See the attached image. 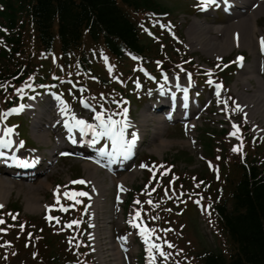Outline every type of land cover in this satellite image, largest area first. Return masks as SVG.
<instances>
[{
    "label": "rangeland",
    "instance_id": "374dc122",
    "mask_svg": "<svg viewBox=\"0 0 264 264\" xmlns=\"http://www.w3.org/2000/svg\"><path fill=\"white\" fill-rule=\"evenodd\" d=\"M161 2H166V6L171 8L173 4H176V8L173 10L172 8L169 11V14L166 15H160L161 18H158V21L156 20V16H148L146 20L147 28L144 27L143 30V41H153L155 44L154 51L155 53L149 54L146 57H142V60L144 61V64L153 70L156 75L158 73V70L156 69L157 66V60L155 59L154 54L158 55L160 53L163 54L162 50L166 51L169 55L173 56L172 59L175 63L178 64V66L175 68L176 72H171L170 74H176L178 78H181L185 80V78L188 75H202L203 73H206L210 70L209 64L217 63L219 58H223L221 62H226L229 64V68H227L225 71H221L222 78L226 79V85L224 86L223 91H221V94L219 97H216L212 95V89L213 85L212 83L215 82V80H221L219 77L218 79H212L211 84L206 83H199L198 89H203V97L202 100V106L201 110H199L196 115L192 118V121L194 122V125L187 130L185 126V122L183 124H166L160 123V126L162 125L163 132L160 134L159 138L156 140L152 139V130H153V124L149 122L145 128L142 130V141L140 144L141 153L139 154L138 158L136 159V162L131 163V168H136L135 178L132 180V182L128 181L125 186V194H124V203H116L114 202V199H117L116 196H118L119 192H117V186L111 183V176L109 173L106 174V171H104L101 168H98L97 174L100 177L101 180H104V184L107 187V191L105 194L99 198V204H101L103 207L102 209L99 208L100 214L102 212L105 217L108 219H111V223L107 224L108 231L110 230V233H113L114 236L112 238L113 242H118L119 240H123L124 238L130 239L133 247V253L131 254H123V256L120 254V261L121 264H143V260L145 261V264H149V255L147 251V245L139 238L137 235V231L134 230V232H131L130 226H128V221L136 211L140 207L143 208L145 204V199L142 197H145L146 199L150 198V192L142 190V182L145 179L144 171L141 165H145L147 163H150V161L154 162H165V161H171L174 163L173 167L174 170L178 171H195L204 169L205 166V156L206 149L203 144V141L201 139V134L204 133L206 130L213 131L216 135V132L222 128L227 127L231 128L230 122H237V120H246L249 125L253 126V132L258 134L257 144L260 143V139H263L262 142H264V116L260 114V111L257 110L255 114L251 117L249 115L245 114V108L241 107L239 104V94L237 91L243 90V95L249 94L250 89L253 88L258 83H264V55L259 56L257 60H254L252 55L248 53L247 49H237L234 48L230 52H226L225 54L216 55L214 53H211L207 50H203L198 48V46H192L188 44V32L189 28L192 25V22L197 19L206 22L208 26L211 27H217V26H224L227 23L221 22L220 19L223 17H217L215 15L214 8H211L209 11V16H205L204 13H201L204 8L200 7L201 9H198V6L195 5V3L191 1L186 0H160ZM204 12V11H203ZM257 26L254 24L253 20L251 21L252 29L255 28H261V31H264V14L259 15ZM207 17V20L205 19ZM164 18V19H163ZM163 24V26H162ZM161 25V26H160ZM257 34H260L259 31H257ZM55 41H58L57 35H55ZM28 43L31 45L32 42L28 41ZM28 46V45H27ZM28 49L30 47L28 46ZM36 53H42L44 52L41 48L35 49ZM102 51L98 48H92L90 51L87 52L86 55V66L89 67L92 71V75L89 77L87 76L86 80L83 81L89 87H92L95 89V91L98 92V94L101 93L100 98H105L106 102H109L112 107L121 106L119 103V100L121 97H126L128 93L132 91L131 95L128 97V107L126 109V112H124L119 117L114 115L112 118L115 120H125L127 119L129 121V116H132L135 121L137 118H140L142 113H145V108L149 106L151 96V91H148V88L157 86L156 81L161 82L160 77H156L155 82H143V78L139 72L133 67L137 68L138 65V58H132V57H125L122 64L126 67H132L135 71L133 72H124L123 75L120 74V70L123 65L117 64L116 60L113 59L111 56L107 57L105 61H103V54ZM236 52H242L246 55V63L243 67L244 68H250V67H256V72H254L250 84L246 85H238L235 86L236 83H238L240 79V72L242 69H236V63H235V55ZM187 58H192L197 64L198 68H193L191 66L190 69L187 67V65H184L182 62ZM22 60V57H17L15 61V66L20 64ZM34 62L36 64H43V68L41 71L43 73L52 74V73H58L60 72L58 62L56 65H54L53 60L49 59L47 61H43V59H37L35 58ZM108 63V66H107ZM256 63V65H255ZM63 65V64H62ZM61 68V66H60ZM62 69V68H61ZM218 67L214 68V71H217ZM113 75L111 74V72ZM160 72V71H159ZM138 74L137 78L135 79V82L137 81V84L134 83L132 79H134V76ZM174 75H172L173 77ZM242 76V75H241ZM122 78V84H120ZM213 77V76H212ZM202 81L208 80V78L204 77L201 78ZM142 82V83H140ZM120 84V85H119ZM36 87V85H33ZM59 86V84H57ZM244 87L247 89L244 91ZM63 88L65 89V93L71 94L75 97L76 102L73 106V108H70L74 114L86 117L87 114H89V119H93L96 115L94 112V109L91 107H87L85 104V97L83 96V93H80L79 91H68L69 87L67 85H63ZM34 89V88H33ZM118 89V91H117ZM156 91V88H155ZM199 91V90H198ZM39 93V94H38ZM263 93V92H261ZM51 93L49 90L42 92V90L32 93L24 103L25 106H28L29 102L35 100L39 101L41 106L48 105V101L46 98L49 97L50 100ZM47 96V97H45ZM59 97V96H58ZM60 98V97H59ZM42 99V101H40ZM61 99V98H60ZM227 99V100H226ZM28 100V101H27ZM225 101L227 103H225ZM63 102V101H62ZM50 104V103H49ZM237 105H239V109H237ZM41 107V108H42ZM42 110V109H41ZM152 116H163L162 113H154L151 114ZM43 118H41V122L45 123L46 119L48 118V115L46 113H42L41 115ZM12 122H18L19 128L21 129V132L23 133V138L28 141L29 148H27V151L34 150L35 147H39V152L45 154L47 159L54 158L55 161L52 163V167H50V171L52 172L56 170L53 174H50L48 177V182L50 183L49 189H45V191L41 192L42 199H41V206L43 207L42 210H39V212L33 213V212H27L25 210V202L22 195H18L16 191H13L8 198H6L5 202L1 203L3 207L7 204L8 206L13 204L14 207L17 205L20 206L22 209V216L25 218H29L31 222L36 223L38 219L39 224H44V231L46 235L54 234L58 229H66V221H69L72 219V221H79L78 224H74L75 228L70 229V233H74V230L79 228L81 226L82 220L80 217V214L78 212V206L77 211L73 212V210H62L64 206L68 203H72L74 201L75 206L80 202L77 198L73 199L70 197V191H67L66 189L73 188L72 187V181L76 178H81L84 180L85 178V172L82 168V164L86 162L81 159L77 158H63L59 157V154L51 157L48 151L49 147H52L53 144H55V141L58 139L57 133L58 130L56 129L54 132H48V134H52L51 138L48 136V147L42 146L41 144L36 141V133L32 131V121L33 117L30 113H25L20 115L17 118H12ZM131 122V121H129ZM190 123V122H189ZM40 134H45L44 131L39 130ZM228 136H226V140L228 143H223V145L219 142L220 140L217 139L216 141L218 144L217 152L220 153V150L224 147V150L229 147L228 152L233 151L232 149L236 146L237 142L239 140L236 138L235 135H231L230 130L227 133ZM242 136V135H240ZM98 138V137H97ZM52 139V140H51ZM99 140V138H98ZM105 139L103 138L102 141ZM168 143L169 146L162 150V151H156V145H159L161 143ZM39 145V146H38ZM62 146L58 149V153H61ZM25 151V149H24ZM208 159V158H207ZM52 160V159H51ZM50 160V161H51ZM46 165V162H44ZM134 166V167H133ZM126 169V168H125ZM206 170V169H205ZM127 171V170H126ZM49 174V173H47ZM102 174H104L105 178L102 179ZM46 174H41L38 176L34 181L32 182L33 185L37 184L39 181H42L45 179ZM40 177V178H39ZM146 178H148V173L146 175ZM174 179V178H173ZM172 180V174L170 172H166L162 175V181L165 183H168ZM84 189L90 194L92 193V185H87V182L84 183ZM151 186V185H150ZM57 189L59 191H57ZM150 190V187H149ZM57 195H59V203H57ZM131 201L132 205L130 204V207L125 211L124 206L125 203ZM139 201V203H137ZM8 202V203H7ZM129 204V202H128ZM127 204V205H128ZM55 205L54 207H49ZM61 205H63V208L61 209ZM3 207H0L2 209ZM65 209V208H64ZM64 213H60L59 211ZM174 213L177 215L175 210H173ZM170 210H162L158 212L157 215L154 217V223L158 224L161 222V214L165 212H173ZM76 214V217L74 215ZM90 213L91 208L89 207V210L84 213L82 216V219L84 218V225L86 227V233L84 235L85 241L88 243L89 252L93 258L94 264H111L112 263V255L110 254L108 245L104 246V251H97L94 250L92 247L91 240V223H90ZM179 213V211H178ZM59 216V219L57 217ZM175 215L174 219H166L161 227H157V230L155 231V235L153 238H157L158 240L155 242L157 244L161 245V249L164 250V245L171 246L169 247L168 251H173L175 249H179L178 252H187V251H193L198 252L200 249H210V248H222L225 249V241L223 237L218 233L216 235L215 232H208L206 228H204V215L202 211L198 208H194L191 206L185 207L184 212L181 213L179 216V220L177 219V216ZM122 216V217H121ZM47 217H53V219ZM36 218V219H35ZM47 221H50L52 223H57L58 227H49L46 224ZM145 221V220H144ZM153 222L145 223V225L151 226L154 224ZM209 227V226H208ZM210 228V227H209ZM21 230H15L14 232H10L9 234L5 235L4 233H0V243H2L6 238L15 237L16 233ZM104 230L100 228L99 230V240L101 239L103 242L108 241V239H104L103 236ZM131 232V233H130ZM18 238H23L24 235H26V232H22ZM187 235V236H186ZM73 236V234H71ZM28 236H25V238ZM34 237V236H33ZM152 239V237H151ZM24 240H22L21 243H23ZM165 241L167 243H165ZM32 242V240H31ZM28 242H24V244H27ZM61 243V242H60ZM64 245H72L74 246V249L69 248V254L74 255L72 257L74 260L79 259V254L77 250L75 249V246L77 245L74 239H64L63 240ZM3 244H0V256L3 252L6 253L5 256H3V260L7 264H19L20 262V256L26 257L27 254H30L31 244L25 245L28 250L24 249L19 254L20 256H16V254L11 249H6L3 247ZM174 247V248H173ZM16 248V246H14ZM62 250H65L62 249ZM80 251L83 250V248L80 246ZM116 251V249H115ZM155 251V261L154 264H163L162 259L160 255V252L158 250ZM66 251H62L61 256ZM142 252H147V260L144 258L142 260L141 254ZM165 253V252H164ZM118 254V255H119ZM82 257V252L80 254ZM165 257V256H164ZM36 259H30V261H33ZM59 264H66L65 261H60L58 259L57 261ZM72 264V262H71ZM167 264V263H166ZM168 264H173L169 262Z\"/></svg>",
    "mask_w": 264,
    "mask_h": 264
},
{
    "label": "trees",
    "instance_id": "16d2710c",
    "mask_svg": "<svg viewBox=\"0 0 264 264\" xmlns=\"http://www.w3.org/2000/svg\"><path fill=\"white\" fill-rule=\"evenodd\" d=\"M166 9V3L159 0H0V22L7 32L0 33L5 37V46L0 45L1 104L6 108L16 103L18 96L14 89L40 75V65L33 62L39 53L29 50L27 41L32 42L30 49L41 48L50 53L57 46L56 50L63 56L70 51L81 55L83 35L87 30V37L95 42L100 40L115 57L125 50L148 52L150 47L140 42L138 22L131 19L132 15L138 13L142 18L147 10ZM55 35L58 38L56 45ZM19 56L21 63L10 73V67ZM168 66L166 63L165 67ZM211 154L214 158L215 154ZM232 158L224 157L214 162V180L218 187L204 175L198 178L205 181L207 195L217 197L212 219L226 240V252L214 249L181 252L176 257V264H264V175H259L256 165L244 167L239 159ZM20 211L19 206L11 205L7 214H1L6 233L21 230L20 225L23 228L32 226ZM34 232L41 236L42 229L37 226ZM58 240L59 237H45L46 245L50 246L45 264H53L52 260L60 253Z\"/></svg>",
    "mask_w": 264,
    "mask_h": 264
},
{
    "label": "bare ground",
    "instance_id": "6f19581e",
    "mask_svg": "<svg viewBox=\"0 0 264 264\" xmlns=\"http://www.w3.org/2000/svg\"><path fill=\"white\" fill-rule=\"evenodd\" d=\"M234 6L237 8V12H235L234 15L230 16L228 20H226V25L224 26H217V27H211L206 24V22L195 19L192 22V25L189 28L188 32V44L192 46H198V48L207 50L211 53H214L216 55L225 54L226 52L232 51L235 47L241 49H247L248 53L252 55L253 58L257 59L260 55L258 51L260 50V47L262 46V38H264V31H261V28H255L252 29V23L253 20L254 24L257 26L259 15L264 14V0H237L235 1ZM207 20V17H205ZM257 31H259L260 34H257ZM264 54V52L262 53ZM256 67H250V68H244L240 72V79L239 82L235 84L237 87L238 85H246L250 84L251 78L256 72ZM242 75V76H241ZM247 89L244 87V91ZM239 94V101L243 106L246 107V112L249 113V115L252 117L253 112L259 110L260 114L264 116V83H258L253 88L250 89L249 94L243 95V90L237 91ZM263 92V93H261ZM61 102V101H60ZM148 107L145 108V113H142L140 116V119L137 123H133L135 134L138 137V139L141 136L142 128H145L150 122V124H153V130H152V139L156 140L159 138L160 134H162L163 129L162 125L160 126V123H163L164 117L161 116H150L146 110ZM62 110V111H61ZM37 113L34 115L33 121H32V129L36 133L38 130V126L41 120V110L38 108L36 110ZM196 112H193L192 115H195ZM56 115L59 119H63L62 126L64 129H69L68 124L66 122H69V124L72 122V115L68 114L64 109H57ZM192 116L189 121L190 123H186L187 130H189L193 125L194 122L192 121ZM187 119V118H186ZM187 121V120H186ZM92 124L98 125L99 123L93 122ZM132 124L127 123L126 129L131 127ZM47 129H50L54 132L56 130V125L53 126L52 122H50L48 125H46ZM70 130V129H69ZM71 131H73V134H70L71 138L73 140H76L77 143H79L81 146H85L89 144L90 138L91 140H95L97 137H94L90 131L83 133L82 140L77 141L79 139V136H76L78 133L82 134L79 130V128H71ZM2 133V132H1ZM45 134L36 133V141H38L39 144L42 146L48 147V141L52 134H48V131L44 132ZM48 136L50 137L48 139ZM58 139L55 141V144H53L52 147L48 148V151L51 156H54L57 154L58 149L62 146L66 150L65 147L67 143V139L61 137L59 134L57 135ZM52 140V139H51ZM39 146V145H38ZM169 146L168 143H161L159 145H156V151H162L166 149ZM13 154V158L17 155H20L21 152L19 150H16ZM36 154L34 158H37ZM103 155H113L115 156L114 152L105 151ZM20 160L24 161H31V159H25L20 158ZM55 160H51L47 163V165L42 169L40 174H46L45 179L42 181H39L37 184L33 185L32 182L36 177H29V175L25 174L23 177H9V174L6 171L0 170V204L5 202L6 198L9 197V195L16 191L18 195H22L24 202H25V210L27 212H39V210H42L43 207L41 206V199L42 194L41 192L45 191V189H49L50 183L48 182V177L50 174H53L56 170L49 172L50 167H52V163ZM18 161H16L17 163ZM112 168H110L113 172V175L111 176V183L118 184L125 188L126 183L128 181L132 182V180L135 178V173L137 172L136 169L129 167V163H122L121 170L117 165H111ZM82 168L84 170L85 178L84 180L92 185V206L93 209L91 210V238L93 240L92 247L94 250L104 251V246L108 245L110 254L112 255V263L111 264H121L120 261V254L122 253V256L124 252H128V254L133 253V247L129 243V239H123L119 240V242H113L112 238L114 236L113 233H110V230L108 231L107 224L111 221L108 220L107 217H105L102 212L99 215L98 211H94V208H101L102 205L99 204V198H101L105 192L107 191V187L104 184V180H101L100 177L97 174L98 168L94 165L84 162L82 164ZM123 168H127V171H122ZM49 173V174H47ZM107 174V173H106ZM102 179L105 178L104 174H102ZM40 178V177H39ZM100 195V196H99ZM122 198V194H119V199ZM102 228L104 230L103 236L104 239H108V241L103 242L101 239L99 240L98 237V229ZM116 249V251H115ZM119 254V255H118Z\"/></svg>",
    "mask_w": 264,
    "mask_h": 264
},
{
    "label": "snow or ice",
    "instance_id": "6c2138e0",
    "mask_svg": "<svg viewBox=\"0 0 264 264\" xmlns=\"http://www.w3.org/2000/svg\"><path fill=\"white\" fill-rule=\"evenodd\" d=\"M225 5H228L230 3V0H223ZM218 0H202V4L200 7L207 8L209 5H217ZM262 46H264V38H262ZM238 59H242V57H238ZM167 78V77H165ZM209 84L212 83L211 80L208 81ZM221 85L217 84L216 89L217 92L219 91V88ZM186 91V90H185ZM225 103H227L225 101ZM237 109H239V105L236 106ZM126 112V110H125ZM95 119L99 122L98 125L96 124H91L88 121L82 119V118H77L75 115L72 116V122L69 124V122H66L68 124L69 129L71 128H79L80 132L83 134L85 132L90 131L94 137H100V136H107L111 138L112 141V148L114 154H124L126 155L131 148L133 147L137 136L135 133H130L131 139H127L125 135V129L127 127V122L126 121H119L115 120L112 118V116H107L105 118V115L102 112H96ZM12 128H5L4 129V136H0V147L4 148H11L13 141L11 139V134H12ZM236 133L233 132L231 135H235ZM95 143V140L92 141ZM237 150V149H234ZM103 151V150H102ZM6 155L4 152H0V156ZM14 159L19 160L18 157H14ZM141 167H147V165H141ZM72 183H78V184H84L86 183L85 180L80 179L77 181H72ZM123 187L121 186V191H123ZM57 191H59L57 189ZM71 198L75 199L77 196H87L88 193L86 192H72L69 194ZM57 203H59V195H57ZM139 203V201H137ZM151 203V201H150ZM55 205L49 206V207H54ZM0 207H3L0 205ZM63 208V205H61ZM66 210V209H64ZM140 218V211H136L134 214V218L129 220V223L133 224L134 227H137L140 229V235L144 240V243L148 246L147 251L149 255V264H154L155 261V251L158 250L160 252L161 256H165L166 253H164L161 249V245L155 243L151 237L154 233L153 229L148 228L146 225L141 226L138 224L136 221ZM49 219H53V217H49ZM2 222V221H0ZM73 224H78L79 221H72ZM21 228H23V225H20ZM165 243H167L165 241Z\"/></svg>",
    "mask_w": 264,
    "mask_h": 264
}]
</instances>
